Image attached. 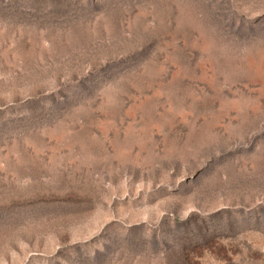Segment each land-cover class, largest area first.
<instances>
[{"label":"rangeland","instance_id":"1","mask_svg":"<svg viewBox=\"0 0 264 264\" xmlns=\"http://www.w3.org/2000/svg\"><path fill=\"white\" fill-rule=\"evenodd\" d=\"M0 264H264V0H0Z\"/></svg>","mask_w":264,"mask_h":264}]
</instances>
